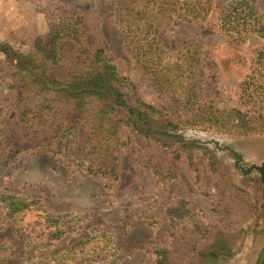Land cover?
<instances>
[{
	"label": "rangeland",
	"instance_id": "1",
	"mask_svg": "<svg viewBox=\"0 0 264 264\" xmlns=\"http://www.w3.org/2000/svg\"><path fill=\"white\" fill-rule=\"evenodd\" d=\"M229 1L215 0L207 20L179 23L165 35L175 43L190 40L200 46L204 80L199 105L264 116L263 93L250 99L241 92L248 79L264 90V59L256 61L264 50V37L249 36L237 43L218 30V13ZM255 1L264 13V0ZM111 2L0 0V42L24 53L37 52L38 43L50 49L52 25L62 18L80 20L86 47L102 49L142 101L166 109L168 96L158 91L153 78L144 74L127 51L111 17ZM77 50L72 44L59 43L57 54L64 68ZM3 61L0 55V97L14 93L8 77L12 72ZM12 109L0 114V193L35 201L39 210L49 214L77 216L82 221L81 235L96 228L113 238L117 250L113 258L88 249L70 264H88L91 258L98 264H153L158 248L169 253L176 249V264H257L264 250L262 185L258 172L245 175L241 170L260 166L264 160V129L258 125L264 122L255 125L263 131L248 134L185 129L177 133L179 141L163 138L158 144L139 142L126 132L127 144L119 151L113 179L87 176L62 157L34 149L40 128L35 121H30L33 127H23ZM61 114L71 118L67 109ZM156 129L162 130L158 124ZM179 142L194 143L200 149L181 150ZM89 160L107 166L103 159ZM232 184L246 194L232 191ZM224 188L239 199H225L220 194ZM39 213L26 211L4 220L0 209V243L10 247L0 254V264H46L50 254L79 238L72 232L53 247L40 249L44 237ZM31 257L35 259L29 263Z\"/></svg>",
	"mask_w": 264,
	"mask_h": 264
},
{
	"label": "trees",
	"instance_id": "2",
	"mask_svg": "<svg viewBox=\"0 0 264 264\" xmlns=\"http://www.w3.org/2000/svg\"><path fill=\"white\" fill-rule=\"evenodd\" d=\"M111 1V17L123 34L127 51L144 74L153 78L158 91L168 96L169 106L157 109L142 101L134 85L119 75L102 49L86 47L80 20L73 22L62 18L48 33L50 49L38 43L37 52L24 53L7 42H0L2 63L12 72L8 77L14 90L13 94L0 97V114H7L13 108L11 112L23 127H33L30 121L36 122L41 135L36 139L34 149L62 157L87 176L116 179L118 154L127 144L126 132L139 142L158 144L163 138L179 141L177 133L185 129H218L239 134L263 131L255 126L264 122L260 113L256 117L254 112L251 114L238 108L213 111L199 105L204 80L200 46L190 40L175 43L165 35L179 23L207 20L215 8V0ZM216 21L218 30L237 43H244L249 36L264 37V13L258 11L255 0H230L220 10ZM59 43L78 48L67 68L61 65L57 54ZM263 59L264 50L256 56L257 63ZM263 91L252 79L241 85V92L250 99L262 93L264 97ZM29 102L34 105H24ZM64 109L70 111V119L61 114ZM55 116L59 118L57 121H53ZM157 124L161 131L156 129ZM258 125L264 129L263 123ZM179 143L181 150L200 149L194 143ZM236 156L240 161L241 157ZM89 158L103 159L107 166L92 163ZM252 170L259 174L264 201V160L260 166L241 171L246 175ZM229 187L236 193L246 194L234 185ZM227 192L229 190L224 188L220 194L228 201L239 199L238 195L229 196ZM37 206L35 201L0 193L4 220L26 211L40 212L37 217L43 226L41 236L44 237L38 245L40 249L53 247L72 232L79 236L69 246L50 254L46 264H70L88 249L107 253L111 258L117 255L111 235L102 234L96 228L81 235L79 224L82 221L77 216L49 214ZM15 233L22 235L19 230ZM9 250L7 244L0 243V254ZM176 251L169 253L166 249H155L153 264H176L173 258ZM33 257L27 261L30 263L35 259ZM88 264L98 263L91 258Z\"/></svg>",
	"mask_w": 264,
	"mask_h": 264
},
{
	"label": "water",
	"instance_id": "3",
	"mask_svg": "<svg viewBox=\"0 0 264 264\" xmlns=\"http://www.w3.org/2000/svg\"><path fill=\"white\" fill-rule=\"evenodd\" d=\"M257 264H264V250L259 257Z\"/></svg>",
	"mask_w": 264,
	"mask_h": 264
}]
</instances>
